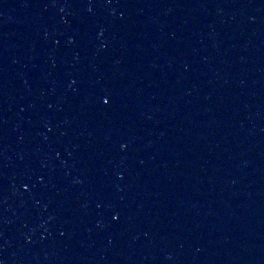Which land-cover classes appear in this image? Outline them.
I'll return each instance as SVG.
<instances>
[{
  "label": "water",
  "instance_id": "1",
  "mask_svg": "<svg viewBox=\"0 0 264 264\" xmlns=\"http://www.w3.org/2000/svg\"><path fill=\"white\" fill-rule=\"evenodd\" d=\"M0 264H264V0H0Z\"/></svg>",
  "mask_w": 264,
  "mask_h": 264
}]
</instances>
